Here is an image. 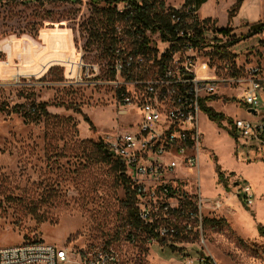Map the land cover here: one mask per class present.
I'll list each match as a JSON object with an SVG mask.
<instances>
[{"label":"rangeland","instance_id":"1","mask_svg":"<svg viewBox=\"0 0 264 264\" xmlns=\"http://www.w3.org/2000/svg\"><path fill=\"white\" fill-rule=\"evenodd\" d=\"M103 5L0 0V247L46 242L67 248L74 259L109 248L122 264H264V151L244 144L234 129L236 118L264 122V96L258 114L249 113L233 87L206 101L233 123L220 125L202 112L201 166L184 183L188 191L200 184L206 197L203 239L151 244L138 232L137 241L130 240L136 230L125 186L113 163L95 151L105 132L121 126L107 84L117 22ZM241 48L232 50L230 63L242 70L259 66ZM207 49L200 58L224 73L229 61ZM41 103L46 113L30 112ZM246 186L252 204L244 199Z\"/></svg>","mask_w":264,"mask_h":264},{"label":"built area","instance_id":"2","mask_svg":"<svg viewBox=\"0 0 264 264\" xmlns=\"http://www.w3.org/2000/svg\"><path fill=\"white\" fill-rule=\"evenodd\" d=\"M133 1L119 0L114 4L119 19L114 26L117 43L110 52L113 76L107 84L113 89L121 126L115 132H105L101 142L122 165L126 192L137 218L152 230L149 234L139 231L148 243L180 237L203 239L206 197L200 184L193 191L184 185L186 178L201 166L203 106L218 94L219 88L233 87L247 111L258 114L264 78L257 65L242 70L228 60L220 74L218 68L210 67L209 60L200 58L208 47L213 50L224 41L216 30L212 39L208 38L212 25L205 27L192 5H165L163 11L175 27L177 38H185L178 49H172L177 42L163 40L159 32L148 28L147 51H135V45L145 38L138 32L142 24L133 22L138 12ZM194 24L203 29L201 36H197ZM156 44L165 47L160 52ZM209 68L213 70L211 75L199 74L200 69ZM234 129L244 144L264 151V122L253 125L250 120L236 118ZM243 190L245 201L252 204L251 188ZM137 239L138 235L132 236V242ZM0 264L122 263L119 254L109 248L82 253L74 259L65 247L26 242L0 247Z\"/></svg>","mask_w":264,"mask_h":264},{"label":"trees","instance_id":"3","mask_svg":"<svg viewBox=\"0 0 264 264\" xmlns=\"http://www.w3.org/2000/svg\"><path fill=\"white\" fill-rule=\"evenodd\" d=\"M73 1H79V0H73ZM93 3L96 5H99L103 3L102 9H107L109 12V19H114V22H117L118 16L115 13L114 9V4L119 1V0H91ZM193 0H185L184 6L187 7L189 5L193 6ZM243 0H238L235 6L231 9L230 11V18L234 16V14L238 11L242 4ZM134 7L138 10V12L135 14V17L133 19L134 24H142L140 28H138V32L145 38V41H143L141 44H136L134 47L135 51H141V52H146L147 51V44L148 40L145 37V30L150 28L153 33H160V36L163 40L166 41H171V42H177L174 46H172V49H178L179 44L182 45L185 38H177L175 27L171 24V21L169 20V17L164 15L163 11L165 9V2L163 0H139L138 1H133ZM195 10H197V6L195 5ZM203 25L205 27L210 26V21L205 20L202 21ZM211 28H214V26H210ZM194 30L197 32V36H201L203 34V29H198L197 24H194L193 27ZM114 32V25L112 28ZM264 30V22L257 24L254 26V32H262ZM230 28L226 29H220L216 30V32L228 36L230 34ZM196 42V41H195ZM238 42L237 39H229L222 44H219L217 46H213V52L214 54L218 55V58L221 60H229L232 57V53L230 52L229 48H231L233 45ZM117 43L116 38L114 35L112 36V43L109 45L110 52ZM178 44V45H177ZM47 104L46 103H41L39 105V108H35V112H38V109H40V112L46 113L47 112ZM32 108V109H33ZM203 110L208 113L209 117L212 118L213 120L217 121L220 125L223 124V122L226 120L229 124L233 123V120L227 119L223 113L215 111L211 106H203ZM31 112V111H30ZM84 119L89 122V124L92 126V123L89 121V118L87 115H84ZM99 155L103 158V160L112 162L115 170L118 172L119 179L122 180L125 190L127 191V186L126 182L124 181V177L122 176V165L118 159H116L113 155H106L105 153V147L102 144V142H99L96 145V150ZM220 181L223 179V174H219ZM127 194V192H126ZM126 202L129 204L128 208V216L131 220V224L133 228L136 230V233H133L130 235V240L132 241V236L133 235H138V232L140 231L141 233L149 234L152 230L148 226L143 225L137 218L136 215V210L135 207L131 204L132 200L129 194H127V200ZM260 232L264 234V228L260 227L259 228ZM211 264V263H210Z\"/></svg>","mask_w":264,"mask_h":264},{"label":"crops","instance_id":"4","mask_svg":"<svg viewBox=\"0 0 264 264\" xmlns=\"http://www.w3.org/2000/svg\"><path fill=\"white\" fill-rule=\"evenodd\" d=\"M193 1V6L198 7L196 13L200 21L209 20L210 24L214 26V30L230 28L231 31L228 36L217 33L218 36L227 37V40H238L235 45L229 48L231 53L239 46L242 47L241 49H248L247 52L253 53L250 57L258 63L261 68V75L264 78V30L258 33L254 32V26L264 22V0H243L240 8L231 18L230 11L238 0ZM184 3L185 0L181 5L173 3L172 5L181 7ZM167 4L169 5V2ZM263 96L264 93H262Z\"/></svg>","mask_w":264,"mask_h":264},{"label":"water","instance_id":"5","mask_svg":"<svg viewBox=\"0 0 264 264\" xmlns=\"http://www.w3.org/2000/svg\"><path fill=\"white\" fill-rule=\"evenodd\" d=\"M250 112H255L254 110H250ZM105 153H106V155H108V156H110V155H112V153L111 152H109L108 150H106L105 149Z\"/></svg>","mask_w":264,"mask_h":264}]
</instances>
